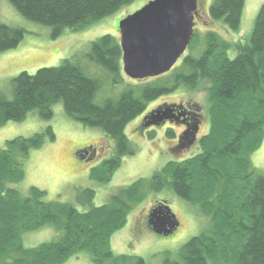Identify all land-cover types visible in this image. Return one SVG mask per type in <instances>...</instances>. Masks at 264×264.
Returning <instances> with one entry per match:
<instances>
[{
	"label": "trees",
	"instance_id": "16d2710c",
	"mask_svg": "<svg viewBox=\"0 0 264 264\" xmlns=\"http://www.w3.org/2000/svg\"><path fill=\"white\" fill-rule=\"evenodd\" d=\"M135 1L8 0L25 19L49 27L52 38L66 28L85 29ZM244 3L212 0L208 16L237 32ZM23 36L24 29L0 22V52L17 47ZM199 38L194 31L178 64L162 75L133 79L138 84L125 83L119 38L112 34L90 42L85 56L90 64L86 59L67 58L33 74L23 71L11 80L12 97L0 94V127L23 121L32 111L50 119L52 107L60 102L70 118L112 139L109 156L92 172L102 185L111 180L124 157L135 154L125 128L149 102L182 86H199L209 101L210 122L199 140L200 151L167 161L150 178L136 179L98 206L93 204V188L79 190L70 203L47 201L46 192L33 186L23 196L13 186L25 176L30 151L41 147L44 137L55 139L50 127L45 133L6 140L0 147V264H63L81 252L92 264H151L138 255L116 254L110 239L147 191L165 188L197 204L209 221L178 249L174 259L166 252L161 264H264V172L251 161L264 138V2L242 38L229 41L207 30L195 54ZM88 66L100 68L102 76L90 73ZM104 80L112 87H123L114 96H100ZM189 108L199 113L196 107ZM172 111L170 121L183 107L175 105ZM144 119L141 126L147 127ZM166 134L173 136L170 128ZM148 136H153L152 131ZM185 142L182 139L175 150ZM156 205L168 206L166 201ZM46 226L54 228L58 238L33 247L23 245V233Z\"/></svg>",
	"mask_w": 264,
	"mask_h": 264
},
{
	"label": "rangeland",
	"instance_id": "374dc122",
	"mask_svg": "<svg viewBox=\"0 0 264 264\" xmlns=\"http://www.w3.org/2000/svg\"><path fill=\"white\" fill-rule=\"evenodd\" d=\"M145 1L137 0L85 29L66 28L58 37L52 38L49 27L25 19L8 0H0V22L24 29L23 39L17 47L0 52V94L10 99L11 80L23 71L33 74L40 67L57 66L67 58H79L82 61L86 59L89 44L95 38L104 34L116 35L119 38L120 19L140 8ZM211 1L198 0L194 31L200 38L195 54L200 50L202 35L207 30H213L229 41L242 38L250 31L254 18L264 2V0H245L240 28L237 32H233L221 22L209 18L208 8ZM187 51L188 49L183 56ZM84 61L89 63L87 59ZM179 62L180 60L177 64ZM87 70L102 76L100 68L88 66ZM135 80L125 76V83L140 82ZM122 87L123 85L112 87L108 80H104L99 94L114 96ZM165 105L196 107L199 112L197 115L195 113L191 115V127L195 126V123L197 125L195 139L179 150L175 148L179 140L185 141L186 136L182 134L186 130L182 122L168 119L159 126H141L145 114L149 115L151 111ZM208 109L209 101L206 93L199 86L195 89L182 86L149 102L143 114L132 120L125 128V134L135 147V154L124 157L111 180L104 185L93 179L92 172L95 166L109 156L113 148L112 139L100 129L84 126L70 118L60 102L52 107L53 116L50 119H42L37 111H32L23 121H9L0 127V147H3L8 139L45 133L46 128L50 127L55 139L51 141L44 137L41 147L30 151L24 162L25 176L21 182L13 186L23 196L27 195L29 188L33 186L46 192L47 201L59 200L70 203H74L79 190L93 188L95 190L93 204L98 206L108 202L113 194L121 188H127L136 179L150 178L153 172L167 161L177 159L180 155L189 157L200 151L199 140L209 129ZM168 128L173 132V136L169 137L166 134ZM151 131L153 136L149 137L148 133ZM82 147H88V152L74 154V151ZM90 147L101 149H98L96 154ZM100 159L101 161L98 162ZM251 161L255 167L264 172V138L259 148L251 154ZM158 201L161 203L166 201L178 221L177 228L169 236L156 234L146 224V214L157 206ZM76 207L82 210L81 206L76 205ZM208 221L209 218L201 214L197 204L181 199L171 189L147 191L144 198L131 208L125 225L112 233L111 248L116 254L138 255L151 264H161L166 252L170 253V259H174L178 249L191 237L199 234L208 225ZM58 236L54 228L46 226L23 233L22 242L25 247H33L41 242L56 239ZM63 264H92V262L86 253L81 252L70 257Z\"/></svg>",
	"mask_w": 264,
	"mask_h": 264
},
{
	"label": "water",
	"instance_id": "95a60500",
	"mask_svg": "<svg viewBox=\"0 0 264 264\" xmlns=\"http://www.w3.org/2000/svg\"><path fill=\"white\" fill-rule=\"evenodd\" d=\"M197 7L198 0H148L121 18L118 31L123 72L131 79L168 72L191 42ZM173 107L151 111L145 126H159L174 117ZM148 224L156 234L169 236L178 221L167 205H157L149 214Z\"/></svg>",
	"mask_w": 264,
	"mask_h": 264
},
{
	"label": "flooded vegetation",
	"instance_id": "af4514ba",
	"mask_svg": "<svg viewBox=\"0 0 264 264\" xmlns=\"http://www.w3.org/2000/svg\"><path fill=\"white\" fill-rule=\"evenodd\" d=\"M196 16H197V14L195 15V17ZM195 17H194V22H195ZM182 107H183L182 113L178 114L173 121H176V122L180 121V122H182L185 125L186 130L182 134H185L186 135L185 136L186 142L183 143V144H184V146H187V144L189 145L191 143V141H193L195 139V137H196V134H197L196 133V131H197V125L195 123V126L191 127V119H192L191 115H194L195 112L192 111L189 107L188 108L185 107V106H182ZM144 116L147 117L146 114ZM181 141L182 140H179V142H181ZM87 148L88 147H82V148L74 151V154L80 155V154H82V152L87 153L88 152V149ZM90 149H91V151L93 153H96L97 154V150L98 149H101V148H98L97 149L96 147L95 148L90 147ZM99 161H101V159L98 160V162ZM149 214L150 213H147L146 214V224L148 225V228L151 229L150 226H149V224H148Z\"/></svg>",
	"mask_w": 264,
	"mask_h": 264
}]
</instances>
